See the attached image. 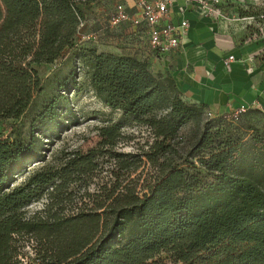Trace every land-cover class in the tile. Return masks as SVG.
Wrapping results in <instances>:
<instances>
[{"label":"trees","instance_id":"obj_1","mask_svg":"<svg viewBox=\"0 0 264 264\" xmlns=\"http://www.w3.org/2000/svg\"><path fill=\"white\" fill-rule=\"evenodd\" d=\"M94 2L0 0V121L7 131L0 133V264H22L25 236L38 244L39 264H157L163 254L176 264H264V129L249 128L247 141L225 134L203 124L204 107L184 101L174 79L153 74L146 61L80 47ZM240 15L257 19L264 9ZM66 53L86 70L99 102L118 113L99 128L102 146L116 145L130 123L155 138L147 157L159 174L148 194L96 201L100 214L66 216L63 200L50 191L63 189L73 172L90 170L92 159L31 168L44 157L40 135H53L50 125L67 130L68 98L51 97L26 137L15 123L45 92L33 65L53 64ZM56 85L62 92L77 84ZM226 115L210 120L231 122ZM188 124L194 137L183 159L176 140ZM44 195L51 203L28 217L26 207Z\"/></svg>","mask_w":264,"mask_h":264},{"label":"rangeland","instance_id":"obj_2","mask_svg":"<svg viewBox=\"0 0 264 264\" xmlns=\"http://www.w3.org/2000/svg\"><path fill=\"white\" fill-rule=\"evenodd\" d=\"M112 3L111 0H95L90 6L82 31L85 35L92 36L91 40L78 42L80 47L94 46L99 51H103L110 50V47L114 46L118 40L125 44L122 49H126L127 45L140 43V39H133L130 36L128 28H125L123 24L118 28L109 26L107 15L113 6ZM33 67L45 84V92L37 97L30 110L15 122L23 136H27L34 118L51 97L58 94L67 97L69 101L67 108L70 112L62 117V122L68 124L66 131L55 129L53 125H50V128L54 129L53 135L49 132L45 133L46 135H40L44 143V157L41 162L33 164L31 168L39 164L40 166L49 164L54 169H60L69 160L79 162L84 159L83 156L92 159L90 170L73 172L70 175V181L66 180L67 184L57 193L55 189H50L58 196V200H63L61 212L66 216L94 212L100 214L102 210L95 209L96 201L106 198L111 201L125 192H132L139 197L147 195L159 174L158 167L153 165L147 157L155 142L150 129L130 123L122 129V137L116 145L102 146L99 128L111 121H116L118 113L112 112L95 97L88 86L86 70L82 68L79 70V65L70 58L69 53L64 54L53 64H34ZM65 79L70 82L75 79L77 85L58 92L56 83ZM207 122L225 134L247 141L251 135L249 128L264 129V111L245 114L231 122L210 120L207 116H203V124ZM0 133L7 134V131H3L2 121H0ZM193 137L192 124L181 129L176 143L178 142L177 147L180 150L179 156L183 159L186 158ZM179 156L176 157L177 162H180ZM24 178L25 175L20 176L18 182ZM56 184H59V181ZM50 203L48 195H44L26 207L27 216L40 214ZM19 246V260L22 264H39L37 255L39 246L31 237H21ZM157 264L176 263L163 254Z\"/></svg>","mask_w":264,"mask_h":264},{"label":"crops","instance_id":"obj_3","mask_svg":"<svg viewBox=\"0 0 264 264\" xmlns=\"http://www.w3.org/2000/svg\"><path fill=\"white\" fill-rule=\"evenodd\" d=\"M207 1L213 8L210 14L193 4L182 14L178 6L171 11L173 24L184 19L189 25L188 37L177 51L156 56L144 26L135 31L129 24L123 25L140 43L122 49L125 44L118 40L103 51L135 56L146 61L153 74L172 77L183 100L204 107L209 118H220L242 105L263 112L264 15L255 19L240 13L250 12L252 6L264 9V0H222L218 5ZM125 3L131 15L136 13L132 0ZM229 56L235 60L228 61Z\"/></svg>","mask_w":264,"mask_h":264},{"label":"built area","instance_id":"obj_4","mask_svg":"<svg viewBox=\"0 0 264 264\" xmlns=\"http://www.w3.org/2000/svg\"><path fill=\"white\" fill-rule=\"evenodd\" d=\"M136 13L128 12L125 0L113 5L108 17V24L112 28H118L121 24H129L135 31L144 26L148 34V42L151 50L158 57H162L177 51L179 46L188 37V22L181 19L178 24L171 22V11L178 6L180 13L185 11V6L193 4L200 6L205 13H212L213 8L207 0H132ZM215 4H221L222 0H213ZM220 16L223 12L217 11ZM92 35L83 37L91 40ZM88 38V39H87ZM234 56H229L228 61H234ZM250 110L249 106L242 105L226 115L228 120H237Z\"/></svg>","mask_w":264,"mask_h":264}]
</instances>
